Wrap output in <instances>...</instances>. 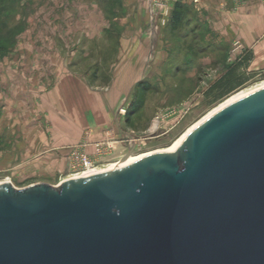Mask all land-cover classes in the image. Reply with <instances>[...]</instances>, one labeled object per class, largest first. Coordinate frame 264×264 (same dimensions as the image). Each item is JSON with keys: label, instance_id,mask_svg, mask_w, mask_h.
Segmentation results:
<instances>
[{"label": "water", "instance_id": "water-1", "mask_svg": "<svg viewBox=\"0 0 264 264\" xmlns=\"http://www.w3.org/2000/svg\"><path fill=\"white\" fill-rule=\"evenodd\" d=\"M0 264H264V87L175 153L58 186L0 185Z\"/></svg>", "mask_w": 264, "mask_h": 264}, {"label": "rangeland", "instance_id": "rangeland-1", "mask_svg": "<svg viewBox=\"0 0 264 264\" xmlns=\"http://www.w3.org/2000/svg\"><path fill=\"white\" fill-rule=\"evenodd\" d=\"M3 1L6 0H0ZM177 1L191 6L192 19L187 29L173 32L166 25L170 9ZM10 3L13 8L9 14L4 12L5 20L0 25V75L6 70L18 74L25 71L24 79L29 82L24 87L20 83L23 78L19 77L7 86L0 76V135L3 134L0 136V183H10L16 189L39 183L58 186L61 181L79 175L83 170L69 169L74 152L93 158L97 144L105 146L106 156L118 151L120 137L108 139L110 136L106 133L87 140L88 130L79 141L56 146L62 141L51 140V133H58L54 130L58 126L50 117L62 120L64 108L61 107L69 108L67 102L75 94L56 91L54 82L41 87L39 78L46 67L68 68L87 80L96 97L108 96L112 94L113 84H122L125 79L118 76L119 55L123 52L121 40L136 38V42L143 43L142 62L147 64L144 67L149 76L138 82L136 78L131 81L127 78L124 81L129 91L126 97L133 98L140 81L150 84L152 92L147 95L141 117L131 123L141 133L128 138L140 140L128 157L173 146L228 99L264 85V72L260 71L223 98L219 91L208 94L222 72L246 55L244 47L241 54L231 58L235 41L230 39L231 16L249 5L264 4V0H9ZM164 8L168 9L167 16L161 14ZM152 14L156 18L153 23ZM162 15L164 25L160 24ZM215 21L218 29L214 28ZM195 23L198 27L191 30ZM217 36L222 40L220 50L212 49L209 43ZM203 44L207 45L206 49L198 52L197 46ZM154 52L156 56L152 59ZM122 108L124 115L120 113ZM126 108L121 107L118 114L126 117ZM169 111L177 114L155 123V117ZM22 127L34 129V138L24 140L18 133ZM9 129L15 130L16 139L7 134ZM20 146L22 149L17 150ZM60 151L63 157L59 156ZM44 153L52 158L59 156L60 163L48 168L40 161ZM125 154L103 157L95 168L104 170L120 162Z\"/></svg>", "mask_w": 264, "mask_h": 264}, {"label": "crops", "instance_id": "crops-1", "mask_svg": "<svg viewBox=\"0 0 264 264\" xmlns=\"http://www.w3.org/2000/svg\"><path fill=\"white\" fill-rule=\"evenodd\" d=\"M215 15L218 16V14ZM151 20L152 23L153 20L156 22V18L154 17H151ZM213 23H215L214 28L216 27V29H218L216 26L217 22L215 21ZM230 36V39L239 40L246 48V55L244 57L246 61L245 64L240 67V73L245 78H250L252 74L259 73L260 71L264 72V4H252L233 14L230 23ZM121 41L123 52L119 55L120 60L118 68L121 71H119L118 76L125 78L124 81L127 78H130L129 81H131L132 78H136V82L149 76V72L144 67L147 64L144 65L142 62L144 61L142 59L144 51L143 43L136 42V38ZM209 43L212 49L220 50V48H223L220 36L210 39ZM154 47L156 48V45H154ZM155 53L156 52L152 54V59L155 58ZM20 73L21 74H18L14 70H6V72H2L0 76L3 77V81L7 86L11 85L14 79H18L19 77L23 78L20 80V83L26 87L29 82L24 79L26 77L25 71ZM225 73L226 71H223L212 84L221 79ZM52 75L54 78H49ZM83 78V76L74 75L73 72L65 67H61L60 69H49L46 67L43 69L39 78L41 87L46 86L47 83L51 84L54 82V87L57 89L56 91L75 94V96L67 102L69 108L61 107L64 108V111L65 109L68 110L62 112V120L50 117L53 124L58 126V129L54 128L58 133H51L50 138L51 140L62 141V143L56 144V146L61 147L64 145L67 146L71 142L74 143L79 141L84 137L82 136L84 131L87 130L89 131L88 137L85 138L87 140L95 139L94 137L107 133L106 135L110 136L108 139L120 137L119 142H117L118 151H111L110 155L113 153L114 156L117 157V155H119L121 157L131 146L127 142V139L136 137L134 136L135 134L138 135V133H141L139 130L135 131L133 129L134 127L127 123V117L118 114L121 107L127 106L128 108L132 101L131 98L126 97V94L129 92L128 86L124 81L122 84L117 82L113 84L111 90L112 94L108 96L98 95L96 97L95 93L92 92L93 89L87 84V80ZM145 108L146 106H144V109ZM131 120L132 122L134 121V116H131ZM18 133L22 135L24 140L29 141L34 138L33 134L35 135V130H31L30 128L23 129L22 127L21 129L18 128ZM7 134L16 139L15 130L9 129ZM20 149H22L21 146L17 148V150ZM55 150H58V148H55ZM44 154L45 156H43L40 161L42 164H46L48 168H51L52 166L56 167L60 163L57 158L63 155V151H60L59 156L55 158H52L48 153ZM110 155L104 156V158H108ZM119 156L118 159L120 158Z\"/></svg>", "mask_w": 264, "mask_h": 264}, {"label": "trees", "instance_id": "trees-1", "mask_svg": "<svg viewBox=\"0 0 264 264\" xmlns=\"http://www.w3.org/2000/svg\"><path fill=\"white\" fill-rule=\"evenodd\" d=\"M13 3L9 4V0L0 2V25L4 22L3 14L4 12L9 14V11L12 10ZM192 19L191 16V6L188 4H183L181 1H177L173 4L170 9L169 19L167 21L166 28H169L173 32H179L181 29H187V26L190 24ZM198 27V24H193L191 30H194ZM207 45L197 46V51L202 52L206 49ZM190 49V46H187ZM194 53V52H193ZM245 56L237 62L234 66H231L226 70L224 76L215 82L210 89L208 94L211 92H220V98L230 94L233 90L241 87L244 83L250 78H245L240 73V67L245 64ZM237 84V85H236ZM152 92V87L150 84L144 81H140L136 88L132 98V101L127 108L126 117L127 123L131 124V116L137 120L143 114L144 106L146 103L147 95Z\"/></svg>", "mask_w": 264, "mask_h": 264}, {"label": "built area", "instance_id": "built-area-1", "mask_svg": "<svg viewBox=\"0 0 264 264\" xmlns=\"http://www.w3.org/2000/svg\"><path fill=\"white\" fill-rule=\"evenodd\" d=\"M164 5V4H163ZM153 13V12H151ZM157 14V13H156ZM161 14L167 16L168 15V9L164 8V12ZM161 16L160 19V24H165V16ZM153 17V14H152ZM244 50V46L243 44L239 41V40H235L232 44V49H231V58H235L236 56H238L239 54H241V52ZM240 59V58H239ZM238 59V60H239ZM121 114H125V109L122 108L120 110ZM177 114L176 111H169L166 112L162 115H159L157 117H155L154 121L156 124H158L159 122H164L167 121L170 117H173ZM140 140H137L135 138H131L129 140H127L128 143H130V145L133 143L135 145V147L138 146ZM105 146H103V144H97L96 145V152H94V154L92 155L93 158H91L89 155H87L86 153L84 154H76L75 152L72 153L71 155V160L69 162V169L70 171H85L87 169H91V168H95L98 163L100 162V160L106 156V154H108V151H105L104 149ZM136 149V148H135ZM81 171V172H83Z\"/></svg>", "mask_w": 264, "mask_h": 264}, {"label": "bare ground", "instance_id": "bare-ground-1", "mask_svg": "<svg viewBox=\"0 0 264 264\" xmlns=\"http://www.w3.org/2000/svg\"><path fill=\"white\" fill-rule=\"evenodd\" d=\"M264 87V85L263 86H260V87H255L253 90H249L248 92H244L243 94H241V95H238V96H234V97H232V98H230V99H228L227 100V102H225L224 104H222V105H220L219 107H217L215 110H213L210 114H208V116H206L203 120H205L206 118H208L209 116H211L212 114H214L215 112H217L218 110H220V109H222L223 107H225V106H227L228 104H230V103H232V102H234V101H236V100H238V99H240V98H242V97H244V96H246V95H248V94H250V93H252V92H254V91H256V90H258V89H260V88H263ZM202 120V121H203ZM202 121H200V122H202ZM199 122V123H200ZM199 123H197L195 126H197ZM194 126V127H195ZM193 127V128H194ZM192 128V129H193ZM192 129H190V130H188L186 133H184L183 135H182V137L173 145V146H171V147H168V148H166V149H159V150H155V151H152V152H148V153H146V154H142V155H138V156H134V157H126V159H125V161H123V162H118V163H115V164H112V165H110L108 168H106V169H104V170H97V168H91V169H87L86 171H84V172H82V173H80L79 175H77V176H74V177H72V178H69V179H73V178H79V177H85V176H90V175H94V174H97V173H100V172H103V171H107V170H110V169H112V168H116V167H122V166H126V165H128V164H131V163H133V162H136V161H138V160H140V159H142V158H144L145 156H148V155H150V154H154V153H175L176 151H177V149L179 148V146H180V144L182 143V141H183V139L186 137V135L192 130ZM65 180H67V179H65ZM64 181V180H63ZM62 182V181H61ZM5 184H10V183H0V185H5Z\"/></svg>", "mask_w": 264, "mask_h": 264}]
</instances>
